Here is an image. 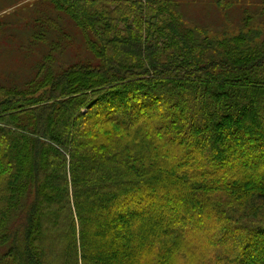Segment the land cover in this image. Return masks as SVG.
Wrapping results in <instances>:
<instances>
[{
	"label": "trees",
	"instance_id": "1",
	"mask_svg": "<svg viewBox=\"0 0 264 264\" xmlns=\"http://www.w3.org/2000/svg\"><path fill=\"white\" fill-rule=\"evenodd\" d=\"M43 1L20 46L45 50L0 82V264H264V0L218 31Z\"/></svg>",
	"mask_w": 264,
	"mask_h": 264
},
{
	"label": "rangeland",
	"instance_id": "2",
	"mask_svg": "<svg viewBox=\"0 0 264 264\" xmlns=\"http://www.w3.org/2000/svg\"><path fill=\"white\" fill-rule=\"evenodd\" d=\"M183 17L189 23L207 27L212 31H218L236 23L240 17V12L244 8L253 9V2L256 0H222L230 2L228 19L233 22H227V19L211 0H178ZM43 0H0V82L9 83L11 81H22L30 76V66L36 61L42 50H45L41 44H31L30 53L23 47L29 45L27 39L30 35V26L28 21L33 18L36 11L49 9L50 6ZM37 13V12H36ZM33 14V15H32ZM59 17L65 29L70 31L72 28L65 18ZM53 37V36H51ZM67 48L56 51L58 58L66 55L68 57L84 56L86 52L81 45L80 38L72 35L68 38ZM41 43V42H38ZM45 45V44H44Z\"/></svg>",
	"mask_w": 264,
	"mask_h": 264
}]
</instances>
